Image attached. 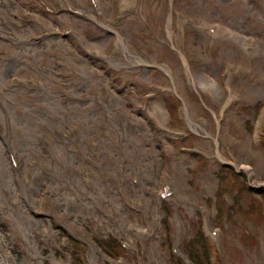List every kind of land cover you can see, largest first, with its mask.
<instances>
[{"label":"rangeland","instance_id":"rangeland-1","mask_svg":"<svg viewBox=\"0 0 264 264\" xmlns=\"http://www.w3.org/2000/svg\"><path fill=\"white\" fill-rule=\"evenodd\" d=\"M145 2L160 4L161 12L123 19L118 29L128 43L110 49L115 38L86 20L66 13L46 19L28 0H0L8 24L0 29L18 37L0 39V49L14 57H0V102L13 117L12 146L23 154L13 167L0 138V264H176L170 252L185 247L200 220L211 264H264V219L248 207L256 197L263 201L264 52L206 29L219 24L264 48V0H191V13L182 14L190 19L180 14L173 27L166 21L167 0ZM23 12L44 21L47 38L37 43L29 39L37 27H12V14ZM61 25L79 30L90 52L111 57L84 58L76 40L60 37ZM154 63L167 66L171 78ZM29 65L41 70L43 90L5 89L11 75L23 76ZM172 84L192 123L180 111L175 120L167 95ZM66 87L77 97H62ZM202 99L214 118L202 110ZM44 144L51 147L47 158L33 154ZM224 162L247 176L256 197L240 192L242 207L235 209L247 214L228 217L234 185L218 219L213 204L226 187L228 177L218 178ZM164 182L173 191L167 198ZM110 234L125 244L118 258L99 244ZM72 248H79V262Z\"/></svg>","mask_w":264,"mask_h":264},{"label":"trees","instance_id":"trees-1","mask_svg":"<svg viewBox=\"0 0 264 264\" xmlns=\"http://www.w3.org/2000/svg\"><path fill=\"white\" fill-rule=\"evenodd\" d=\"M247 108L249 110L251 107H247ZM258 109L259 108L257 107L256 109L257 112H258ZM247 128L248 129L252 128L249 122H247ZM221 166L223 167V169L226 170V172L224 171L219 172V176H218L219 180L223 179L221 181L223 182L227 179V177L228 179H227V183L225 184L226 187H222L218 191V200L216 202L217 218L219 219L223 214V210H224V207H222V203H224L223 196L225 194H229L226 192L230 191V189L236 184L237 186L235 187V190L231 197V205L228 208H226V215L228 217L230 216L232 217L236 212L247 214L246 213L247 211L245 210L235 209V208L242 207V200H241V196L239 193L242 192L247 195L253 194L254 196H255V193H253V191L247 185V179L244 176V174L236 172V170L231 166H225V165H221ZM260 195L263 196V201H264V191L260 192ZM216 199H217V196H216ZM263 201L258 200L256 197L250 202V205L248 207H251L253 209L252 214L258 213V215L259 216L261 215L264 219V215H262V211H264ZM164 222L167 223V221H164ZM68 239H71L72 242H74L75 244L74 246H77L79 243L78 240L74 238L68 237ZM98 241H99L100 246L103 249H105V251L113 258L115 257L117 258L123 252L119 243L112 237H108L107 239H102ZM209 244L210 242L208 241V238L206 237L204 231L202 230V227L199 222L194 237H192L188 242L184 244L185 247H183V251L194 264H211L210 257H209V252H210ZM78 249L79 248L73 250L72 248L73 251L71 252V256H73V260L75 262L80 261L79 254L77 252ZM69 255H70V252H69ZM170 257L172 258L173 261L176 262V264H185L183 259L179 256H175L172 253H170ZM217 262H218L217 264H221L220 259H218Z\"/></svg>","mask_w":264,"mask_h":264},{"label":"flooded vegetation","instance_id":"flooded-vegetation-1","mask_svg":"<svg viewBox=\"0 0 264 264\" xmlns=\"http://www.w3.org/2000/svg\"><path fill=\"white\" fill-rule=\"evenodd\" d=\"M66 1L68 3H70L71 5L79 8V9H82L84 11H87V12H92L93 11L89 0H66ZM97 1L99 3V8L101 9V15H97V16L99 18H101V19L105 18L106 22L111 24L113 27L118 28L120 23H121V21L123 19H125L126 21L130 20V19H135L134 17H131V18L129 17V15H130L129 12H130V10H132L134 8V5H136L137 0H131V4L130 5H127V6L123 7L122 8V13H121L119 18L117 17V13L119 12V8L121 6L120 3H119V0H97ZM141 2H142V4H144L145 0H141ZM178 6H179V8H182L181 5H178ZM181 11L186 13L185 9H181ZM112 18L114 19L113 21H111ZM32 29L33 28L31 26L26 28V30H32ZM39 33L43 34L44 31L40 30ZM44 38H46V37H41L39 39L41 41ZM40 72H41V70H38V71H35V72L32 71V70H29L28 75H25V78H24L25 79V83H27L28 85H31L33 76H35V77L42 76V74L39 75ZM65 89H67L66 91H68L69 88L66 87ZM61 96L65 97V98H69V95L66 94L65 92H63L61 94ZM73 96H75V95L73 94ZM57 139H59V140H65V139L66 140H70V135H68V134H58L57 135ZM84 145H86L88 147V145L86 143H84ZM50 148H51L50 146L47 148L46 145L44 144V145H42L41 149L34 151L33 154H39V156H42V158H47L48 154H49V151H50ZM89 150L92 151L93 148H89ZM89 154H91V153H89Z\"/></svg>","mask_w":264,"mask_h":264},{"label":"bare ground","instance_id":"bare-ground-1","mask_svg":"<svg viewBox=\"0 0 264 264\" xmlns=\"http://www.w3.org/2000/svg\"><path fill=\"white\" fill-rule=\"evenodd\" d=\"M218 29H219V28H218ZM218 32H219V31H218ZM219 33H224L226 36L236 39V36H234V34L231 33V32L228 31V30L221 29ZM218 35H219V34H218ZM241 40L243 41L245 47H248V48L250 47V48L252 49L253 52H258V53H262V52H264V48H263V46H262V43L258 42L257 40H253V39L248 40V39H243V38H242ZM154 104H157V103H154ZM164 184H167V185H168L167 182H164V183L162 184V186H161V188H162L161 191H162V192H165V191H164V190H165V185H164Z\"/></svg>","mask_w":264,"mask_h":264}]
</instances>
